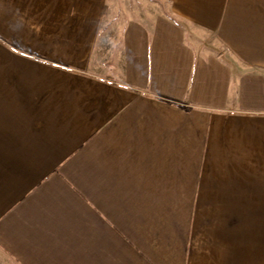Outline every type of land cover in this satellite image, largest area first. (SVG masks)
<instances>
[{"label":"crops","instance_id":"obj_1","mask_svg":"<svg viewBox=\"0 0 264 264\" xmlns=\"http://www.w3.org/2000/svg\"><path fill=\"white\" fill-rule=\"evenodd\" d=\"M154 1L0 0V264H264V0Z\"/></svg>","mask_w":264,"mask_h":264},{"label":"rangeland","instance_id":"obj_2","mask_svg":"<svg viewBox=\"0 0 264 264\" xmlns=\"http://www.w3.org/2000/svg\"><path fill=\"white\" fill-rule=\"evenodd\" d=\"M154 2V0H108L97 46L98 56L107 55L112 45L115 49L118 48L119 44L116 42L122 33L123 25L129 19L149 18L154 12Z\"/></svg>","mask_w":264,"mask_h":264}]
</instances>
